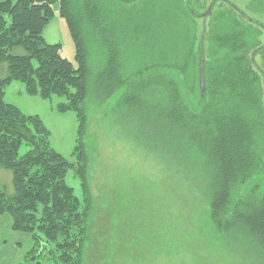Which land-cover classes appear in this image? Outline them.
<instances>
[{
	"label": "trees",
	"instance_id": "16d2710c",
	"mask_svg": "<svg viewBox=\"0 0 264 264\" xmlns=\"http://www.w3.org/2000/svg\"><path fill=\"white\" fill-rule=\"evenodd\" d=\"M235 1L241 0L215 2L202 38L207 0H0V65H7L0 80V170L12 173L14 188L13 195L0 188V215L31 238L19 264H86L94 200L83 136L94 45L106 57L95 81L101 102L125 90L123 106L156 135L162 152L176 153L189 169L213 238L264 264V0H244V8ZM57 10L75 43V64L44 39ZM193 65L195 88L185 75ZM14 82L28 96L64 99L56 109L76 115V162L52 148L39 116L5 101ZM70 170L83 201L66 183Z\"/></svg>",
	"mask_w": 264,
	"mask_h": 264
},
{
	"label": "rangeland",
	"instance_id": "374dc122",
	"mask_svg": "<svg viewBox=\"0 0 264 264\" xmlns=\"http://www.w3.org/2000/svg\"><path fill=\"white\" fill-rule=\"evenodd\" d=\"M212 2L207 0L205 9ZM235 2L245 7L244 0ZM190 31L192 36L193 27ZM44 39L48 44L60 45L61 56L75 64V43L58 10L44 31ZM16 53L25 52L18 49ZM105 61L102 47L94 45L86 102L88 126L83 136L94 200L86 264H261L258 256L232 243L224 249L213 238L208 208L199 188L190 180L189 169L180 165L176 153L173 158L162 152L164 145L155 139L156 135L123 106L126 91L119 90L101 102L103 93L96 89L95 81L106 67ZM185 71L195 88V66ZM6 75L7 65H0V80ZM5 101L26 115L39 116L50 131L52 148L65 160L76 162V115L56 109L64 99L28 96L24 86L14 82L6 89ZM27 151L24 147L21 154ZM12 180L11 172L0 170V188L8 195L14 193ZM66 183L83 201L81 183L73 170Z\"/></svg>",
	"mask_w": 264,
	"mask_h": 264
},
{
	"label": "crops",
	"instance_id": "0c3cea01",
	"mask_svg": "<svg viewBox=\"0 0 264 264\" xmlns=\"http://www.w3.org/2000/svg\"><path fill=\"white\" fill-rule=\"evenodd\" d=\"M12 226L10 216L0 215V264H19L32 248L30 236L14 231Z\"/></svg>",
	"mask_w": 264,
	"mask_h": 264
},
{
	"label": "water",
	"instance_id": "95a60500",
	"mask_svg": "<svg viewBox=\"0 0 264 264\" xmlns=\"http://www.w3.org/2000/svg\"><path fill=\"white\" fill-rule=\"evenodd\" d=\"M120 1L124 2V3H130L131 1H135V0H120ZM217 1L218 0H213L212 4L209 6L207 11L204 14L199 16L202 19V27H203V32H202V35H201L202 38H203V35H204V32H205L206 20H207V18L209 17V15L211 13L213 5ZM199 76H200V78H199L200 88H201L202 93H204V90H205V77H204V59H203L202 53H201L200 61H199Z\"/></svg>",
	"mask_w": 264,
	"mask_h": 264
}]
</instances>
